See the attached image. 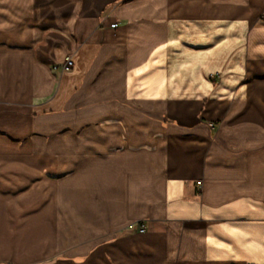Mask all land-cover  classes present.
<instances>
[{"label":"crops","instance_id":"1","mask_svg":"<svg viewBox=\"0 0 264 264\" xmlns=\"http://www.w3.org/2000/svg\"><path fill=\"white\" fill-rule=\"evenodd\" d=\"M0 264H264V0H0Z\"/></svg>","mask_w":264,"mask_h":264},{"label":"built area","instance_id":"2","mask_svg":"<svg viewBox=\"0 0 264 264\" xmlns=\"http://www.w3.org/2000/svg\"><path fill=\"white\" fill-rule=\"evenodd\" d=\"M116 27H117V24H111L110 25V28H112V29H114ZM72 66H73V61H72L71 57L67 56L64 58L61 65H59L58 67H54L53 69L54 70L58 69L61 73H63V72H67V71L71 70ZM197 185H200V182H197ZM137 228H138L139 232H144V227L142 225H138Z\"/></svg>","mask_w":264,"mask_h":264}]
</instances>
